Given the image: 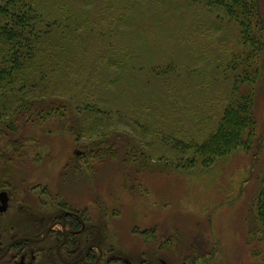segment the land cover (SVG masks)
<instances>
[{"label":"rangeland","instance_id":"obj_1","mask_svg":"<svg viewBox=\"0 0 264 264\" xmlns=\"http://www.w3.org/2000/svg\"><path fill=\"white\" fill-rule=\"evenodd\" d=\"M24 1L45 52L19 75L23 88L0 98L4 120L23 108L11 128L0 122V169L21 200L25 233L36 231L37 207L43 217L69 201L83 203L93 227L83 251L93 242L133 263L264 264L255 204L264 54L251 148L210 166L185 149L214 132L230 99L226 66L239 33L224 9L207 0ZM259 10L264 22V0Z\"/></svg>","mask_w":264,"mask_h":264},{"label":"trees","instance_id":"obj_2","mask_svg":"<svg viewBox=\"0 0 264 264\" xmlns=\"http://www.w3.org/2000/svg\"><path fill=\"white\" fill-rule=\"evenodd\" d=\"M207 1L224 9L229 21L238 27L239 34L236 48L226 66L232 72L230 99H226L218 125L206 140L185 148L193 150L203 166H210L215 160L238 149L251 148L256 127L254 87L259 79L260 59L264 54V22L259 12V0ZM37 21L35 9L26 1L0 2V98L8 92L23 88V82L20 87L16 85L20 80L19 75H27L33 67L32 62L45 52L39 43L41 31L36 29L39 25ZM41 72L38 75H46ZM22 109L18 105L4 120L6 114L0 107V113L2 111L3 114L0 115V122L11 128L20 117ZM43 113L49 114L51 111L45 108ZM96 146L97 143L91 147L93 149ZM255 204L258 219L264 223V178Z\"/></svg>","mask_w":264,"mask_h":264},{"label":"flooded vegetation","instance_id":"obj_3","mask_svg":"<svg viewBox=\"0 0 264 264\" xmlns=\"http://www.w3.org/2000/svg\"><path fill=\"white\" fill-rule=\"evenodd\" d=\"M5 175L0 169V264H168L161 257L155 263L147 258L137 263L125 258L109 259L93 242L83 251V235L90 237L93 230L86 226L83 203L77 207L69 201L58 202L43 217L37 207L36 231L25 233L21 200L13 199Z\"/></svg>","mask_w":264,"mask_h":264}]
</instances>
